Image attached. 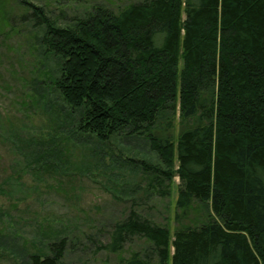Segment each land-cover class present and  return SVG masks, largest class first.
I'll use <instances>...</instances> for the list:
<instances>
[{
    "label": "trees",
    "instance_id": "16d2710c",
    "mask_svg": "<svg viewBox=\"0 0 264 264\" xmlns=\"http://www.w3.org/2000/svg\"><path fill=\"white\" fill-rule=\"evenodd\" d=\"M15 1L53 62L46 76L72 137L104 151L142 143L156 164L112 154L109 165L142 173L145 192L164 197L178 180L171 235L130 209L100 248L142 241L121 264H264V0L96 4L62 26ZM48 143L31 140L33 164L62 170ZM52 239L21 264H61L66 241Z\"/></svg>",
    "mask_w": 264,
    "mask_h": 264
},
{
    "label": "rangeland",
    "instance_id": "374dc122",
    "mask_svg": "<svg viewBox=\"0 0 264 264\" xmlns=\"http://www.w3.org/2000/svg\"><path fill=\"white\" fill-rule=\"evenodd\" d=\"M27 1L62 26L93 5L115 11L139 0ZM33 23L29 9L0 0V264H21L25 254L46 253L56 237L66 241L61 264H121L143 242L132 239L110 254L100 248L109 242L110 227L132 209L171 235L178 180L173 178L164 197L157 190L145 192L142 173L109 165L112 154L156 164L142 143L113 141L104 151L72 137L70 126L61 124L64 108L46 76L55 70L53 62L38 52ZM31 140L58 146L62 170H38Z\"/></svg>",
    "mask_w": 264,
    "mask_h": 264
}]
</instances>
